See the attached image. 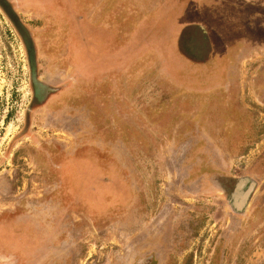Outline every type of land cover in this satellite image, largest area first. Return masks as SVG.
Wrapping results in <instances>:
<instances>
[{"label": "rangeland", "instance_id": "rangeland-1", "mask_svg": "<svg viewBox=\"0 0 264 264\" xmlns=\"http://www.w3.org/2000/svg\"><path fill=\"white\" fill-rule=\"evenodd\" d=\"M3 1L0 264H264V0Z\"/></svg>", "mask_w": 264, "mask_h": 264}, {"label": "flooded vegetation", "instance_id": "flooded-vegetation-1", "mask_svg": "<svg viewBox=\"0 0 264 264\" xmlns=\"http://www.w3.org/2000/svg\"><path fill=\"white\" fill-rule=\"evenodd\" d=\"M45 83L46 82L37 79V93L43 94L49 90L48 84L46 83V85ZM202 170L206 169L203 167ZM207 171L212 174L211 177L208 178L207 190L222 194L227 204L233 208V212L236 214L240 216L245 214V210L255 189V181L253 178L247 175L229 178L225 173L215 169L206 170L204 175H210ZM138 264H148V262L143 259V262Z\"/></svg>", "mask_w": 264, "mask_h": 264}, {"label": "water", "instance_id": "water-1", "mask_svg": "<svg viewBox=\"0 0 264 264\" xmlns=\"http://www.w3.org/2000/svg\"><path fill=\"white\" fill-rule=\"evenodd\" d=\"M0 5L2 6V8L4 9V11L8 14V16L10 17V19L14 22L15 21V17L14 15L12 14V12L7 8V5L4 3L3 0H0ZM17 24V23H16Z\"/></svg>", "mask_w": 264, "mask_h": 264}]
</instances>
